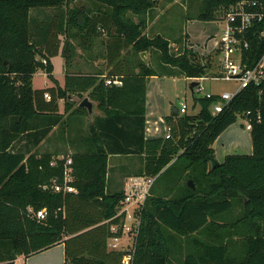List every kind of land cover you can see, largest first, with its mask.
Returning a JSON list of instances; mask_svg holds the SVG:
<instances>
[{
  "label": "trees",
  "instance_id": "trees-1",
  "mask_svg": "<svg viewBox=\"0 0 264 264\" xmlns=\"http://www.w3.org/2000/svg\"><path fill=\"white\" fill-rule=\"evenodd\" d=\"M70 1L0 0V264H15L18 256H30L60 242L65 258L61 264H121L123 253L108 248L109 239L120 235L111 226L124 215H117L123 189L107 188L110 150L137 154L142 166L136 175L154 177L140 211L132 264H264V84L244 87L217 114H212L211 105L218 95L198 98L196 113L172 111L164 117L169 137L146 139V78L203 76L211 68V59L207 56L203 61L185 43L174 52L162 35L143 34L144 15L154 0H96L107 9L89 14L72 7L62 12V5ZM199 1L192 18L215 20L238 0ZM45 8L56 9L54 16L60 20L46 14L39 19L33 16L34 9ZM78 16L82 23L77 22ZM106 19L122 38L116 41L118 52L128 46L138 57L141 51L155 52L157 67L139 58L138 72L123 73L121 85L106 84L95 75H66L62 88H32V75L38 69L52 71L49 57L57 52L59 33L76 28L88 37L97 32L99 23L107 28L102 24ZM253 44L254 39L250 49L255 60L263 43L255 50ZM132 78L135 83L141 81L142 92L133 119L117 103L127 96L125 88ZM47 91L49 100L43 98ZM87 91L99 102L104 117H94L90 123L87 147L69 155L76 191L56 192L51 186L62 182L66 156L56 158L57 153L32 152L31 148L63 122L55 99L63 98L67 111L73 104L67 94L82 97ZM74 111L86 112L82 107ZM238 115L251 120V153L227 154L212 166L214 141ZM22 135L28 141L32 138V147L13 151L12 143ZM52 160L55 165L50 164ZM29 206L44 208L45 217L29 216Z\"/></svg>",
  "mask_w": 264,
  "mask_h": 264
},
{
  "label": "crops",
  "instance_id": "crops-1",
  "mask_svg": "<svg viewBox=\"0 0 264 264\" xmlns=\"http://www.w3.org/2000/svg\"><path fill=\"white\" fill-rule=\"evenodd\" d=\"M154 3V6L144 15L146 20V27L143 30V34L148 37L159 34L168 39L170 42H185L186 44V42L189 41V38H187V36H189L187 31V23L185 22V24H183L182 22L178 21L180 16L176 15V17L173 19V16L171 15V13H174L172 12L173 10H178V8L181 9L180 7H182V10H184V4L186 3V0H168L166 3H164L163 0H156V2ZM72 7L80 8L81 10H83L84 12H88L89 14L94 13L98 9H107L106 5H102V3L96 0H73L68 4H63L61 11L63 10L62 12H66L68 8ZM168 10H171V12H168ZM55 12L56 9L54 8H45L39 10L34 9L32 11V14L33 16H37L38 19L42 18L46 14L49 19L58 22L60 18L54 16ZM131 16L135 21L138 20V16ZM104 21L105 22H103L102 24H106L108 27L105 28L104 26H100L101 24L99 23L97 26V32L91 36L88 35V37H83L82 34H85L86 32L78 33L76 28H71L63 34L59 33V45L57 52L53 56L49 57L52 64V71L50 73H47L43 69H38L32 75L33 81L34 76H37V74H46L51 82L43 88H34L32 84V88H54L55 90L62 88L66 75H95L100 79L105 80V83L107 79L119 80L120 83L116 85H121L120 77L122 78L123 73H132L133 71L137 73L139 70L136 67L138 60L135 59V55L131 51V47L128 46L125 49L121 48L120 52H118L116 41L121 36H117L114 34L109 19H106ZM77 22L82 23V17L78 16ZM121 40L122 38H120V41ZM83 41L84 43L81 44V42ZM149 55L150 53L147 52V60ZM59 56L61 58H64V63L63 70L57 72L55 71L53 60ZM110 57L113 58L110 59ZM158 76L175 77L171 75L158 74L148 76L146 78L144 101V137L146 139L165 136L166 124L164 122V117L169 115L174 109L172 107L171 112L161 114V116L159 117L155 116L154 114L157 110H159L158 108H160L161 104L158 98V94L155 92L156 88L154 89L153 87V90L152 88H150V80ZM135 82L136 81H133V78L128 80L125 88L127 91V96L124 95L117 100V103L122 105L126 117H131L132 119L135 115L132 112L140 109L139 100L142 93L141 89H139V84H141V81L140 83ZM47 93L50 96V92L47 91ZM87 94L88 91L84 92L83 96ZM43 98L45 100H49L45 98L44 95ZM55 102L58 106V112L63 114V122L60 125L53 126L52 129L47 133L45 138H43L35 147H32V138L28 141V137L26 135L20 136L11 145L13 151L19 148L26 150L27 147H32V152L34 150H37L40 153H57L56 158H61L63 156H69L71 153L75 152L78 149L80 150L78 144L74 143V141L76 140H71L69 135L70 133L79 131L78 125H80V123L86 124L88 120L89 123H91L90 117L88 116L87 112L74 111L76 107H79L78 102L73 101L72 106H70L69 110L67 111H65V100L63 98H57L55 99ZM96 111L97 114L95 115V117H104V112L101 108H99V106L96 107ZM86 116L88 117V119H86ZM70 126H74L72 128V132L69 129ZM219 136L216 138L212 145L214 150L213 156L219 162H221L227 154H250L252 151L251 146L248 152H228L224 150H222V152H218L216 142ZM120 144L122 146H126V142L123 140H120ZM110 152L111 153L108 156V171L106 176L107 188L109 191L123 189L124 193L125 186L130 184L131 178L133 176H136L137 171L142 166V162L137 154L117 152L115 150H110ZM62 153L66 154L63 155ZM41 252H43L44 254L41 257H34V254L27 257L22 255L18 256L15 259L14 263L61 264L64 262L65 258L63 242L57 243L48 249L40 251V253Z\"/></svg>",
  "mask_w": 264,
  "mask_h": 264
},
{
  "label": "built area",
  "instance_id": "built-area-1",
  "mask_svg": "<svg viewBox=\"0 0 264 264\" xmlns=\"http://www.w3.org/2000/svg\"><path fill=\"white\" fill-rule=\"evenodd\" d=\"M215 20L223 21L222 31L215 42L213 56L216 60V69L211 74H206L191 79L197 80L195 86L196 91L203 90L200 84L202 79L211 80H230L236 81L238 84L233 90L224 91L220 94L207 92L205 97L218 95L219 99L211 105L212 114L221 111L223 104L228 102L244 87L254 84H264V0H238L225 8ZM257 37L258 40L255 38ZM254 39V50L258 49L263 43V47L259 55L253 58L251 53V40ZM256 40V41H255ZM213 58V57H212ZM45 63V60H43ZM111 82L119 84V80L107 79L106 84ZM44 97L50 99L49 94L44 93ZM187 105L180 102L177 111L185 113ZM249 111L245 114L248 115ZM246 118V129L250 130L251 120L249 116ZM170 128L166 126V137H169ZM63 158V157H61ZM62 165V182H54L51 186L54 191L62 193L75 192V187L71 184L73 180L72 159L70 156L64 157ZM51 165L56 164V160L50 162ZM154 177L136 175L131 178L129 185L125 186L124 197L121 201L117 215L124 214L122 220L118 224L111 226L113 233L120 232V235L113 236L108 241V248L123 253L121 264H132L135 250V237L140 225V211L144 204L145 198L149 193V188ZM45 188V186H44ZM27 214L36 219H43L46 215L44 208L35 210L33 207H27ZM132 211V212H131ZM135 220V226L127 223V220ZM133 233V242L130 248L125 250L118 249V239L125 233ZM124 248V247H122Z\"/></svg>",
  "mask_w": 264,
  "mask_h": 264
},
{
  "label": "rangeland",
  "instance_id": "rangeland-1",
  "mask_svg": "<svg viewBox=\"0 0 264 264\" xmlns=\"http://www.w3.org/2000/svg\"><path fill=\"white\" fill-rule=\"evenodd\" d=\"M168 0H163L164 3H166ZM200 1L199 0H186V3L184 4L185 8L182 10L178 8L173 10L171 15L173 16V19L177 16H180L178 21L185 24L187 23V31L188 35L187 38H189L186 42V46L193 49L194 51H197L199 57L203 58V61H205V57H209L211 59V68L208 70L207 74H211L216 69V60L214 58V52H212L215 48V42L217 38L220 36L222 31V23L221 20H200L192 18L196 15L198 8L200 7ZM168 12H171V10H168ZM76 43V42H75ZM81 42V44H83ZM172 44V50L174 52H178L180 49H182L184 43L183 42H170ZM77 45V44H76ZM133 52V50H131ZM135 55V59L139 60L138 55ZM213 57V58H212ZM141 58V57H140ZM142 59V58H141ZM148 60L150 61H144L147 65H150L152 67H157L158 63V57L155 52H151L148 56ZM55 71L59 72L63 70V63L64 58H61L60 56L55 58L53 60ZM103 66V64H102ZM159 69V68H158ZM193 79L191 78H185L183 76H175V77H167V76H158L156 78H152L150 80V88L153 87L156 88V93L158 94V98L160 100V108L157 110L154 114L155 116L159 117L161 114H164L166 112H171L172 107L179 108L180 102H185L187 105L186 112L187 113H196L199 110V102L197 101L198 98H202L205 96L207 92H212L214 94H220L224 91L233 90L237 86L236 81H230V80H211V79H202L200 80V84L203 86V90L196 91L195 87L193 91L190 90L189 84ZM49 78L46 76V74H37V76H34L32 84L34 88H43L44 86H47L50 84ZM86 119L88 117L86 116ZM246 118L243 116L238 115L237 120L235 123L230 125L218 138L216 142V146L218 149V152L224 151H234V152H248L250 147L252 146L251 143V137H250V131L246 129ZM74 126H70L71 132L73 131L72 128ZM90 123L89 120L86 124L80 123L78 125V132L76 133H70V139L76 140L74 143L78 144L80 147V150L85 149L87 147V139L86 135L90 133ZM79 150V149H78ZM65 155L66 153H62ZM234 214L237 212L236 210H233ZM132 212V211H131ZM127 223L131 226H135V220H127ZM133 236L134 234L131 233H125L118 239V249L125 250L127 248H130L132 246L133 242ZM124 247V248H122ZM45 253V252H44ZM43 252H39L38 254H34V257H41Z\"/></svg>",
  "mask_w": 264,
  "mask_h": 264
},
{
  "label": "water",
  "instance_id": "water-1",
  "mask_svg": "<svg viewBox=\"0 0 264 264\" xmlns=\"http://www.w3.org/2000/svg\"><path fill=\"white\" fill-rule=\"evenodd\" d=\"M154 2H156V0H154ZM139 55H140V57L142 58L143 61H148L147 60V52L146 51H141L139 53ZM197 84H198L197 80H192L190 82V84H189L190 90L193 91L194 87ZM67 98L69 100H71V101L78 102V106L82 107V108H84L86 110L88 116L91 119V122L94 120V117L97 114L96 107H98V105H99L98 101H96L94 99H91L87 95L81 97V96L73 94V93L67 94ZM173 111L176 112L177 110L174 109ZM210 162H211L212 166H217L220 163L219 161H217L215 159L214 156L210 157ZM187 184L189 185V187H191V188L193 187V183H192V181L190 179L187 181Z\"/></svg>",
  "mask_w": 264,
  "mask_h": 264
}]
</instances>
